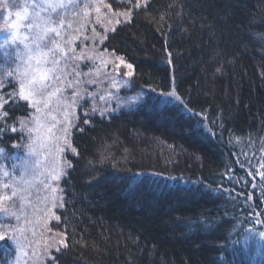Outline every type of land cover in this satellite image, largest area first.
<instances>
[{
	"label": "trees",
	"instance_id": "1",
	"mask_svg": "<svg viewBox=\"0 0 264 264\" xmlns=\"http://www.w3.org/2000/svg\"><path fill=\"white\" fill-rule=\"evenodd\" d=\"M11 1L0 0V57L11 54ZM105 4L115 25L104 47L141 102L72 126L39 243L48 264H264V0ZM10 96L0 107V264L18 244L5 223L21 222L4 182L32 154L21 126L31 107Z\"/></svg>",
	"mask_w": 264,
	"mask_h": 264
},
{
	"label": "rangeland",
	"instance_id": "2",
	"mask_svg": "<svg viewBox=\"0 0 264 264\" xmlns=\"http://www.w3.org/2000/svg\"><path fill=\"white\" fill-rule=\"evenodd\" d=\"M109 8L105 0H12L4 16V43L11 54L0 57V107L10 95L31 107L21 122L30 130L31 157L17 178L4 182L19 199L21 217L19 223H5L18 242L12 264L50 260L39 243L46 237L55 183L79 115L141 102V94L128 92V67L119 58L113 63L115 55L104 47L115 25Z\"/></svg>",
	"mask_w": 264,
	"mask_h": 264
}]
</instances>
